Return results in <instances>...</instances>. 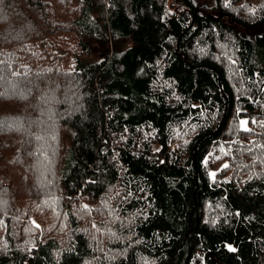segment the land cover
<instances>
[{
	"label": "trees",
	"instance_id": "16d2710c",
	"mask_svg": "<svg viewBox=\"0 0 264 264\" xmlns=\"http://www.w3.org/2000/svg\"><path fill=\"white\" fill-rule=\"evenodd\" d=\"M0 264H264V0H0Z\"/></svg>",
	"mask_w": 264,
	"mask_h": 264
},
{
	"label": "rangeland",
	"instance_id": "374dc122",
	"mask_svg": "<svg viewBox=\"0 0 264 264\" xmlns=\"http://www.w3.org/2000/svg\"><path fill=\"white\" fill-rule=\"evenodd\" d=\"M241 127H245L244 123H241ZM227 157L225 153L221 152L217 155H214V157L210 158L209 161L210 163H212V165L214 167H219L221 164H223L225 161H227ZM230 160V158H229ZM258 161V160H257ZM256 161V163H257ZM241 162H238V164H240ZM245 163V162H243ZM8 171H6L7 174ZM22 181V183H19V181ZM14 182L16 185H20L21 189H20V193H16L17 198H25V194L27 193V188L28 186L31 185V180L30 179H26L22 180V178L18 175H14ZM19 183V184H18ZM39 194H40V204H33L32 202H30L29 200L26 201V206L27 207V214L29 215V223L31 225V227L35 230H37V232L39 233V242H41L42 239V234L45 230L49 231L51 230V228L53 227V224H56V222H53V224H50L49 222V216H44L46 213V210L49 211L51 214H53V212L49 209H46L48 207L47 203L43 202V199L48 198V197H56L57 194L59 193V189L57 191H54L51 187V184L48 185V191L47 190H43L37 186H35L34 188ZM24 202V201H23ZM60 216H57L58 218V226L56 228V232L57 233H61L62 235H64L63 233V226L62 223L64 222L63 220H59ZM2 236V234H1Z\"/></svg>",
	"mask_w": 264,
	"mask_h": 264
},
{
	"label": "snow or ice",
	"instance_id": "6c2138e0",
	"mask_svg": "<svg viewBox=\"0 0 264 264\" xmlns=\"http://www.w3.org/2000/svg\"><path fill=\"white\" fill-rule=\"evenodd\" d=\"M241 123H246V122L242 121ZM230 250H233V249H230Z\"/></svg>",
	"mask_w": 264,
	"mask_h": 264
}]
</instances>
